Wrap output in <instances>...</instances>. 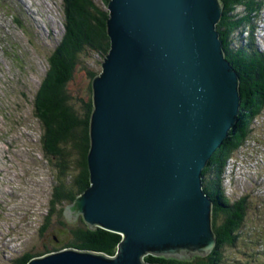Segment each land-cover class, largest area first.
<instances>
[{
    "label": "water",
    "instance_id": "obj_1",
    "mask_svg": "<svg viewBox=\"0 0 264 264\" xmlns=\"http://www.w3.org/2000/svg\"><path fill=\"white\" fill-rule=\"evenodd\" d=\"M109 52L91 83L89 186L64 215L121 240L114 256L63 249L27 264H148L213 250L202 171L237 122L239 78L219 0H109Z\"/></svg>",
    "mask_w": 264,
    "mask_h": 264
},
{
    "label": "rangeland",
    "instance_id": "obj_2",
    "mask_svg": "<svg viewBox=\"0 0 264 264\" xmlns=\"http://www.w3.org/2000/svg\"><path fill=\"white\" fill-rule=\"evenodd\" d=\"M65 10L63 0H0V264L28 252L44 255L56 237L62 245L69 241L50 211L53 169L40 149L42 126L33 106L47 58L64 35ZM254 25L252 33L239 37L237 32L233 50L248 44L251 34L252 47L264 55V0ZM98 61L94 55L86 65L100 73ZM88 81L78 72L66 85L75 107L87 99ZM247 120L249 131L223 164L219 184L230 204L245 199L248 209L235 244L222 250L220 264H264V106Z\"/></svg>",
    "mask_w": 264,
    "mask_h": 264
},
{
    "label": "trees",
    "instance_id": "obj_3",
    "mask_svg": "<svg viewBox=\"0 0 264 264\" xmlns=\"http://www.w3.org/2000/svg\"><path fill=\"white\" fill-rule=\"evenodd\" d=\"M99 1L100 5L93 0H63L66 6L63 21L65 32L59 45L47 58V71L33 99L34 114L42 126L40 149L53 169L54 187L50 211L57 216V226L64 230V235L69 236V241L63 245L55 236L50 249L42 251V254L75 249L114 256L121 240L119 235L101 228L90 229L81 217L69 221L64 215L66 206L72 204L89 186L87 154L88 125L92 111L91 81L99 71H93L86 63L89 64L94 55L99 61L102 60L110 48L106 32L109 0ZM219 1L223 12L216 30L225 59L239 78L240 113L233 130L202 171L203 191L213 205L211 221L216 244L205 257L193 256L179 260L146 256L143 260L148 264H220L222 250L235 244L247 213L245 199L230 204L229 199L222 196L219 176L223 164L249 131L247 118L252 119L264 106V55L252 47L253 35L250 34L248 44H241L244 48H231L232 35L236 31L246 34L255 31L254 22L262 9L263 0ZM238 10H241L240 13ZM78 72L87 75L89 79L83 92L88 97L80 102L79 107H75L67 95L66 85ZM50 224L51 220L46 221L41 231ZM39 256H42L41 253L36 256L28 252L12 260L11 264H27Z\"/></svg>",
    "mask_w": 264,
    "mask_h": 264
},
{
    "label": "clouds",
    "instance_id": "obj_4",
    "mask_svg": "<svg viewBox=\"0 0 264 264\" xmlns=\"http://www.w3.org/2000/svg\"><path fill=\"white\" fill-rule=\"evenodd\" d=\"M239 31V30H238ZM238 31H236L233 35H232V43H233V41L235 40V36L237 35V32ZM243 32H241L240 31V33L237 35V36H241V34H242ZM244 33H246V32H244ZM232 43H231V45H232ZM103 60V59H102ZM63 250V249H62ZM58 251H60V250H58ZM58 251H54V252H58ZM54 252H50V253H54ZM50 253H47V254H50ZM44 255H46V254H44ZM43 256V255H42ZM39 257H41V256H39ZM36 258V257H35ZM33 259V258H32Z\"/></svg>",
    "mask_w": 264,
    "mask_h": 264
},
{
    "label": "bare ground",
    "instance_id": "obj_5",
    "mask_svg": "<svg viewBox=\"0 0 264 264\" xmlns=\"http://www.w3.org/2000/svg\"><path fill=\"white\" fill-rule=\"evenodd\" d=\"M25 5H26V4H25ZM32 14H34V13H32ZM263 39H264V37H263ZM248 158H249V157H248ZM263 168H264V167H263ZM193 256H197V255H193ZM193 256H192V257H193ZM192 257H191V258H192ZM199 257H200V256H199Z\"/></svg>",
    "mask_w": 264,
    "mask_h": 264
}]
</instances>
